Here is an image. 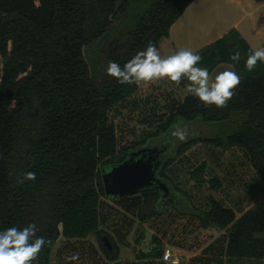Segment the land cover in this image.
<instances>
[{"label":"trees","instance_id":"16d2710c","mask_svg":"<svg viewBox=\"0 0 264 264\" xmlns=\"http://www.w3.org/2000/svg\"><path fill=\"white\" fill-rule=\"evenodd\" d=\"M133 1L0 0V231L35 223L36 235L49 243L33 264H52L60 238L81 240L92 234L109 239L113 250L104 245L102 253L108 261H116L120 248L100 226V201L139 196L142 223L174 209L195 217L204 229L224 231V264H264V200L240 217L213 196L202 209L166 173L191 147L204 143L221 150L241 148L264 184V63L258 61L252 72L245 70L252 47L236 28L231 29L197 51L203 58L198 66L207 67L209 73L228 64L240 75L241 84L227 107H204L189 93L173 101L139 139L120 148L110 113L140 88L121 85L107 74L98 81L85 49L103 39ZM193 1L154 0L127 32L126 47L122 49L119 42L110 45L109 60L123 67L149 41L157 45ZM236 51L241 55L238 64L230 60ZM178 123H201L208 132L180 142L175 155L160 167L157 176L168 185L171 199L167 201L154 187L133 196L107 197L103 171L153 140L169 136V142ZM205 168L200 164L190 176L198 185L206 182L219 189L221 182L206 178ZM27 172H34L36 180L17 183ZM153 239L158 246L139 250L136 259L162 258V242Z\"/></svg>","mask_w":264,"mask_h":264},{"label":"rangeland","instance_id":"374dc122","mask_svg":"<svg viewBox=\"0 0 264 264\" xmlns=\"http://www.w3.org/2000/svg\"><path fill=\"white\" fill-rule=\"evenodd\" d=\"M153 1L134 0L122 20L116 23L106 36L85 49V56L90 64L92 74L98 81H101L106 75V68L110 61V45L119 42L122 49L126 47L127 32L133 27L136 20L150 9ZM188 84L187 78H183L179 85L167 79L160 80L155 85L153 83L141 84L136 95L112 110L110 119L116 125L119 147L122 148L129 145L133 140L139 139L145 131H148L158 122L168 111L174 97L176 100H183L185 95L189 93L187 91ZM186 127L202 135L208 132V128L201 123H191ZM167 137L169 136L162 137L160 141L153 140L148 146L163 148L166 151L162 164L166 159L175 155L177 146L180 143L171 134L169 142L166 140ZM165 146H167V150ZM202 163L206 165V178H216L221 182L219 189H213L206 182L198 185L190 176V172ZM166 173L179 187L185 189L195 205L202 209L208 207L209 196L221 201L226 207L235 209L236 214L248 210L264 200V184L250 165L245 152L239 147L221 150L210 144H196L169 166ZM177 197L181 199L182 196L177 194ZM141 200L139 196L135 197L131 206L129 204L122 206L121 203L120 205H107L105 203L107 206L103 210L102 227L113 236L116 242L120 238L124 239L128 228L131 227L130 224H133L131 234L129 233V236H126V240L119 247V259L121 260L136 259V254L134 255L133 251L137 248L133 245L137 238L141 250L149 251L153 247H157L158 244L153 239V236L157 233V238L159 240L164 239L167 243V246L161 244L162 249L171 248L172 243L185 249L188 246V250L182 251L176 248V253L174 252L181 264H186L191 257L188 259L181 253L187 252L186 255L189 256L198 253L201 248L210 243L213 237L218 236V238H221L222 236L221 232H218L215 228L204 229L195 217L180 215L174 209H169L165 213L156 215L142 223L136 216V212L138 215L142 203ZM144 224H146L145 227ZM140 234L141 238H139ZM90 236L86 241L59 243L55 254H53L54 264H98L96 255L100 252L104 256L102 250L105 241H108L112 250L113 246L106 237L101 239L96 237L95 234ZM219 243V246H222V240ZM216 250L217 264H224L225 259H220V256H223L222 247ZM77 254L79 255L78 260L68 259Z\"/></svg>","mask_w":264,"mask_h":264},{"label":"clouds","instance_id":"9594fccd","mask_svg":"<svg viewBox=\"0 0 264 264\" xmlns=\"http://www.w3.org/2000/svg\"><path fill=\"white\" fill-rule=\"evenodd\" d=\"M202 59L200 54L187 48L162 56L157 46L149 41L145 50L138 51L123 67L117 62L109 61L106 74L115 78L121 85H141L162 79L179 85L183 78H187V91L198 98L204 107H227L241 84L240 75L235 71L226 70L211 79L209 69L198 66ZM240 59L239 51L230 55V60L237 64ZM258 61L264 63V48L250 50L245 70L254 71ZM192 135H195V132L179 123L171 131V136L180 142H185ZM35 180L36 174L27 172L17 183ZM37 231L35 223L23 228L10 227L0 231V264H33L44 246L49 243L44 237L37 236ZM68 259L78 260L79 255Z\"/></svg>","mask_w":264,"mask_h":264},{"label":"crops","instance_id":"0c3cea01","mask_svg":"<svg viewBox=\"0 0 264 264\" xmlns=\"http://www.w3.org/2000/svg\"><path fill=\"white\" fill-rule=\"evenodd\" d=\"M236 28L242 36L246 39V41L250 44L252 49H261L264 48V0H194L185 10V12L176 20V22L170 28V34L168 37H164L160 39L158 44L156 45L162 56H167L170 54H174L177 50L181 48L191 49L194 52L199 51L206 45L212 43L216 39L222 37L231 29ZM235 71L234 68L228 64H221L214 69L212 73H210V78L214 79L217 74L223 71ZM236 72V71H235ZM2 76V57L0 55V79ZM166 80V79H162ZM161 80V81H162ZM160 81V80H158ZM153 81L155 85L156 82ZM150 83V84H151ZM139 88L141 85H138ZM174 93V92H173ZM189 94V93H188ZM172 102L176 100L173 98ZM181 101V100H180ZM133 198H122V199H107L102 198L100 201V226L102 227L103 223V210L107 205H132ZM142 202V200H141ZM107 205H106V204ZM131 203V204H130ZM135 209V208H134ZM138 210V208H136ZM235 210V209H234ZM236 211V210H235ZM245 211H240L237 214V217H240ZM131 212V210H130ZM136 216L137 212H136ZM140 222V221H139ZM134 223V222H133ZM133 224H130L131 227L128 228L127 235L123 238L119 239V247H121V243H123L126 239V236H129V233ZM146 224H144V227ZM143 227V228H144ZM217 230V229H216ZM221 232V238L215 236L212 238V242L208 243L206 246L201 248L198 253L193 255H186V253H181V255L186 256L189 260L186 264H189L192 260H199L203 264H217V254L216 249L222 247L224 258V248L226 245V237L224 235L223 230H217ZM156 233V232H152ZM131 234V233H130ZM157 237V233L155 234ZM91 237V236H89ZM81 240H66L64 238H60V240L56 243L53 254L56 252V248L59 243H75L86 241L87 239ZM139 237V236H138ZM141 238V234L140 237ZM219 239L222 240V246H219ZM162 244H167L166 241L161 239ZM175 241V240H174ZM219 241V242H218ZM133 242V241H132ZM173 242V241H172ZM137 243V244H136ZM139 239L137 238L134 242V247L137 248L133 251L135 255L139 250ZM167 246V245H166ZM180 245L171 244V248L173 252L176 253L175 249H181L182 251L188 250L187 248L179 247ZM96 255L98 264H170L164 262L162 258L154 259V260H138V259H129L128 261L118 259L116 261H108L100 252ZM216 254V255H215ZM55 261H52L54 264ZM219 262V260H218ZM181 264V261L180 263ZM183 264V263H182Z\"/></svg>","mask_w":264,"mask_h":264},{"label":"water","instance_id":"95a60500","mask_svg":"<svg viewBox=\"0 0 264 264\" xmlns=\"http://www.w3.org/2000/svg\"><path fill=\"white\" fill-rule=\"evenodd\" d=\"M164 151L158 147H144L131 151L126 160L102 173L105 195L109 198L132 196L147 188H157L167 197L168 185L158 178L162 166L160 154ZM105 246L111 249L108 241Z\"/></svg>","mask_w":264,"mask_h":264},{"label":"built area","instance_id":"2783aa9c","mask_svg":"<svg viewBox=\"0 0 264 264\" xmlns=\"http://www.w3.org/2000/svg\"><path fill=\"white\" fill-rule=\"evenodd\" d=\"M162 260L170 264H179L180 260L171 248H165L162 254Z\"/></svg>","mask_w":264,"mask_h":264},{"label":"flooded vegetation","instance_id":"af4514ba","mask_svg":"<svg viewBox=\"0 0 264 264\" xmlns=\"http://www.w3.org/2000/svg\"><path fill=\"white\" fill-rule=\"evenodd\" d=\"M159 149H161V148H159ZM164 154H165V151H163V152L160 154V158H161V159H163ZM171 195H172V194H171V192H170L169 195H168L167 197H165L167 201L171 199V197H172Z\"/></svg>","mask_w":264,"mask_h":264}]
</instances>
